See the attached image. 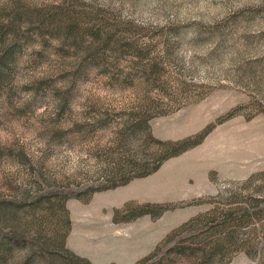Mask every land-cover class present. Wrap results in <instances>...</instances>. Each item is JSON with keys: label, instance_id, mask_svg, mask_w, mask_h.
Listing matches in <instances>:
<instances>
[{"label": "rangeland", "instance_id": "rangeland-1", "mask_svg": "<svg viewBox=\"0 0 264 264\" xmlns=\"http://www.w3.org/2000/svg\"><path fill=\"white\" fill-rule=\"evenodd\" d=\"M74 253L264 264V0H0V264Z\"/></svg>", "mask_w": 264, "mask_h": 264}, {"label": "trees", "instance_id": "trees-1", "mask_svg": "<svg viewBox=\"0 0 264 264\" xmlns=\"http://www.w3.org/2000/svg\"><path fill=\"white\" fill-rule=\"evenodd\" d=\"M12 239V238H11ZM152 254V253H151ZM150 256V255H149ZM73 257H75V259H77V260H79V261H85V262H87V264L88 263H90L87 259H85V258H83V257H81V256H79V255H77V254H73ZM148 258V256H146V257H144V260H146ZM91 264V263H90Z\"/></svg>", "mask_w": 264, "mask_h": 264}]
</instances>
